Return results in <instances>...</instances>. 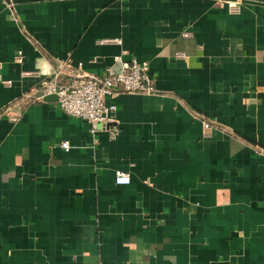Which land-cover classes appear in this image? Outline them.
<instances>
[{
  "label": "crops",
  "instance_id": "0c3cea01",
  "mask_svg": "<svg viewBox=\"0 0 264 264\" xmlns=\"http://www.w3.org/2000/svg\"><path fill=\"white\" fill-rule=\"evenodd\" d=\"M117 56L115 138L25 97ZM0 264H264V0H0Z\"/></svg>",
  "mask_w": 264,
  "mask_h": 264
},
{
  "label": "built area",
  "instance_id": "2783aa9c",
  "mask_svg": "<svg viewBox=\"0 0 264 264\" xmlns=\"http://www.w3.org/2000/svg\"><path fill=\"white\" fill-rule=\"evenodd\" d=\"M243 0H223L230 9H239ZM17 20V17H14ZM185 35H188L185 33ZM113 41L121 42L119 39ZM24 56H17L18 62H23ZM115 62L119 64V71L113 67L107 68L104 74L86 72L82 64L76 68L59 63L52 75L41 83V96H25L33 101L41 100L49 95H56L57 102L64 112L88 122L91 132L97 134L107 131L115 138L120 134L119 126L112 127L116 122L117 105L108 103V98H117L127 93L152 94L156 92L154 79L150 75L148 61H138L136 58L124 60L117 56ZM10 83V82H9ZM15 120V118H13ZM111 126V127H110ZM214 124L210 120H203L204 135H211ZM61 147L69 150V140H63ZM116 184H130L131 175L118 171L115 176Z\"/></svg>",
  "mask_w": 264,
  "mask_h": 264
},
{
  "label": "water",
  "instance_id": "95a60500",
  "mask_svg": "<svg viewBox=\"0 0 264 264\" xmlns=\"http://www.w3.org/2000/svg\"><path fill=\"white\" fill-rule=\"evenodd\" d=\"M46 100H54L57 99L56 95H49L45 97Z\"/></svg>",
  "mask_w": 264,
  "mask_h": 264
}]
</instances>
